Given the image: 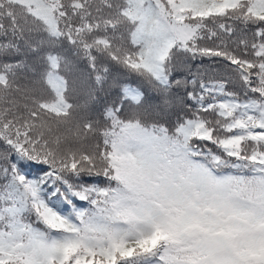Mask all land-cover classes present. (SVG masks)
<instances>
[{
  "label": "snow or ice",
  "instance_id": "obj_1",
  "mask_svg": "<svg viewBox=\"0 0 264 264\" xmlns=\"http://www.w3.org/2000/svg\"><path fill=\"white\" fill-rule=\"evenodd\" d=\"M0 264H264V0H0Z\"/></svg>",
  "mask_w": 264,
  "mask_h": 264
},
{
  "label": "trees",
  "instance_id": "obj_2",
  "mask_svg": "<svg viewBox=\"0 0 264 264\" xmlns=\"http://www.w3.org/2000/svg\"><path fill=\"white\" fill-rule=\"evenodd\" d=\"M205 65H208V64H210L211 62L210 61H208V60H204V62H203ZM218 71H222V68H223V66L220 64V63H216L215 65H213ZM65 212H67V211H69L70 209L69 208H67V207H64V209H63Z\"/></svg>",
  "mask_w": 264,
  "mask_h": 264
}]
</instances>
